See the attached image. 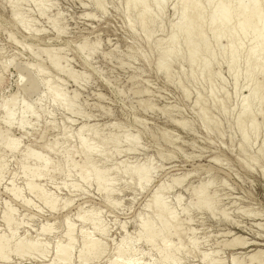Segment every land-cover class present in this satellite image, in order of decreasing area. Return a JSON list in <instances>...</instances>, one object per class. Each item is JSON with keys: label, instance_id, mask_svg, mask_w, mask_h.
<instances>
[{"label": "rangeland", "instance_id": "374dc122", "mask_svg": "<svg viewBox=\"0 0 264 264\" xmlns=\"http://www.w3.org/2000/svg\"><path fill=\"white\" fill-rule=\"evenodd\" d=\"M18 1V19L29 30L15 20L17 0H0V130L4 140L18 141L13 153L0 144V160L5 165L0 182V235L11 243L39 241L48 249V256L34 255L30 261L12 254L10 261L0 264H51L57 245L66 241L64 220L75 226L72 264H76L82 251L81 232H92L90 226L77 221L80 212L99 216L107 231L100 239L106 251L91 264H109L124 236L138 252L141 264H168L161 263L135 238L139 221L153 216L147 205L161 183L175 186L163 197L182 221V236L173 242H181L185 250L190 239L198 243L193 253L177 256L178 264H201L204 255L225 264H232L234 258L248 262V251L227 245L237 238L249 244L264 243V153L260 151L264 143V72L256 70L252 81L246 79L249 53L255 46L253 36L237 32L234 41L226 35L217 42L209 25L212 8L199 0L204 15L195 34L204 31L214 55L209 71L201 75L199 67L206 54L199 56L194 68L185 36L180 34L174 45L169 42L184 9L181 0H165L162 5L147 0L149 15L144 27L141 9L129 6L127 0H98L101 8L93 0H37L44 2L42 12L34 0ZM225 2L235 7V3ZM85 43L95 49L81 52L79 46ZM231 45L240 50L234 72L229 69L227 54ZM42 50L58 54L65 72H57L43 54L33 57ZM172 50L178 54L166 74L159 65ZM46 80L73 102V111L53 102L46 93ZM255 86L260 89L259 98L252 104L251 114L258 129L250 131V119L245 118L248 139L244 141L239 115ZM11 99L14 102L6 117L3 106ZM81 127L90 144L102 153L93 156L90 164L110 171L113 194L109 200L114 205L96 184L82 183L76 170L68 166L67 151L75 163L82 161L78 153ZM135 138L138 144L129 142ZM52 145H56L55 152L48 150ZM28 150L37 157L26 160ZM136 165L153 171L145 189L122 173L125 167ZM25 166L32 168V175L24 176ZM39 170L42 172L36 176ZM176 181L183 182L178 185ZM29 184L39 186L57 202V214L29 192ZM207 184V194L214 199L213 212L192 208L193 192ZM12 188L20 192V199L11 195ZM24 201L30 206H24ZM6 209L14 210L15 222L21 225L14 238L2 223ZM44 225H52L56 233L40 236ZM258 250L264 253V247Z\"/></svg>", "mask_w": 264, "mask_h": 264}, {"label": "bare ground", "instance_id": "6f19581e", "mask_svg": "<svg viewBox=\"0 0 264 264\" xmlns=\"http://www.w3.org/2000/svg\"><path fill=\"white\" fill-rule=\"evenodd\" d=\"M34 1L42 12V9L44 8V2L37 0ZM93 1L96 3V5H98L99 8L102 7L98 0ZM154 1L156 4L162 5L165 0ZM181 1L184 4V9L180 15L179 22H177L174 26L175 33L170 36L169 42L174 45L177 42L178 36L180 34L185 36V45L188 50V58L192 67L196 66L198 58L201 54H206L207 58L201 63L199 67L200 72L202 73L201 75H203L209 71L211 61L214 57L208 43L205 41L204 31L195 34V29L199 27L198 24H200L203 19V6L201 5L199 0ZM225 1L226 0H205L206 6L212 8L209 25L214 31V37L217 42H219V40L226 35L230 36L232 41H234L237 38V32H241L244 35L251 34L253 36L255 46L249 53L247 62L248 73L246 75V79L252 81L254 71L258 70L259 72H264V58H260V53L264 52V3L259 4V0H229L232 3H235V7H230L228 4H226ZM127 3L129 6L134 5L141 9L142 18L140 24L142 27H144L149 15L147 0H127ZM14 4V15L16 22H18V24H20L23 28L29 30L27 23H24L22 20L18 19V13L16 9L18 8L19 1L17 0V2H14ZM94 49L95 48L93 47H89L87 43L79 46V50L81 52H85L88 50V52L90 53ZM227 52L229 56V69L231 70V72L232 70L234 72V69L237 67L236 65L239 61L238 59L240 50L237 49L234 45H231ZM41 54L45 55L48 62L57 72H65L64 68L61 65V58L58 54H55L49 50H42L39 54H35L33 57L38 58V56ZM177 54L178 52L176 50L167 52L164 61L159 65V70L168 74L170 70L171 59L176 57L175 55ZM194 68L193 70H195ZM36 72L41 75L43 74V71L40 69L36 70ZM46 90V93L51 96L53 102L60 103L65 110H74L73 102L66 100L65 96L59 90L54 89L51 86L49 80H46ZM259 90V87L255 86L250 90L248 96L243 101L242 112L239 115V128L241 130L244 141L248 139L246 138L247 135L246 128L244 127L245 125H243V121L245 120V118L246 120L248 118L250 119V131L257 132L258 129L256 121L252 118L251 106L255 101L258 100ZM13 102L14 99H11L4 103L3 108L6 117H8L10 114V107ZM200 102H198V104H200ZM205 123H207V119ZM84 128L85 127L80 128L78 136V153L81 154L82 161L80 163H75L73 156L70 153L71 151H67L64 155L68 162V166L71 171L76 170V176L82 183L89 185L96 184L98 187V191L105 197L108 203L114 205V203L109 200V198L112 196L111 194H113L112 190L110 189V180L108 179L110 171L100 170L90 164V159H92L93 156L101 155L102 153L97 150L92 144H90L89 139L84 136ZM93 136L95 138L99 137L97 133H93ZM17 142L18 141L14 140H4L3 133L0 130V144L3 146L5 151L11 153L15 152L18 149ZM129 142L136 145L138 144V138H135ZM48 150L55 152L56 145L50 146ZM260 151L261 153H264V143ZM33 157L37 156L36 152L32 150H28L24 154V158L26 160H30ZM4 168L5 165L0 160V182L2 181ZM114 170L116 174L119 172V169ZM40 172L42 171H37L35 175L39 176ZM122 173L134 179L136 186L140 189H145L151 183V179L153 177L152 169H148L145 165L125 167L122 170ZM23 174L25 177L32 175V168L30 166H25L23 168ZM182 182L183 181H176L174 184L180 185ZM208 186V184L204 185L193 192L194 203L192 208H195L199 211L203 210L206 212L214 211V199L207 194ZM174 187L175 186L173 185L168 186L161 183L160 185H158L157 189L155 188L156 190L153 191L151 200L147 205V208H149L153 212V216L149 219L139 221L138 232L135 236L137 241H142L150 248L151 252H154L156 254L161 263L168 264H178L179 261L177 260V256L179 254L184 252L191 254L198 247V243L196 240H194V238L189 240L188 250H185V247L181 242L177 244L173 242L180 239L182 236V231L180 228V226L182 225L180 223L182 221L179 215L173 209L169 208L163 197L165 194L170 193V191H172ZM28 190L43 205H45L52 212V214H57V202L52 200L51 197L45 194L39 186L29 184ZM10 193L17 199L21 198L20 192L15 188H12L10 190ZM177 202L178 204H181L182 198L178 197ZM67 205L68 204H66L65 207H67ZM24 206L29 207L30 203L24 201ZM185 209L182 210V213L185 211L187 212V210ZM14 216V210L6 209V212L4 213L2 218V223L8 228L12 238H14L16 231L21 226L15 222ZM66 219L69 218L67 217ZM77 221L82 225L90 226L92 232H81L82 251L79 252V258L77 259L78 261L76 264H91L95 260L101 258V256L106 251L100 239L107 236V231L100 222L99 216L92 217L88 213L83 214L80 212L78 214ZM63 224V236L66 241L62 244L57 245L55 254L50 261L51 264H72V255L76 246V236L74 234L75 226L68 220H64ZM122 229L125 230L126 227L124 226L122 227ZM55 233L56 232H54V228L52 227V225H44L40 228L39 235L49 237L54 235ZM93 234L96 236H93ZM239 239L237 238V240H233L227 246L237 250L248 251L249 253H247L250 257L248 259V262H246L245 260L242 261V258V260H237V258H234L232 264H264V258H262L264 253L258 250L259 247H264V243L249 244L246 240ZM128 241L129 238L127 236H124L122 238L120 245L116 248V254L109 264H141V259L138 256V252L133 248V246L128 244ZM254 247L256 248L253 249ZM47 250L48 249H46L45 246L41 245L39 241L26 242L25 239H20L11 243L8 237L0 235V262L3 263H7L8 261H10L9 259L12 254H15L16 257L18 256L20 260H30L34 255H36L37 257H39V255L48 256ZM41 258L43 257H40V259ZM200 262L201 264H225L224 262L215 260V258H210L209 255H204L201 258ZM229 264L231 263L229 262Z\"/></svg>", "mask_w": 264, "mask_h": 264}]
</instances>
